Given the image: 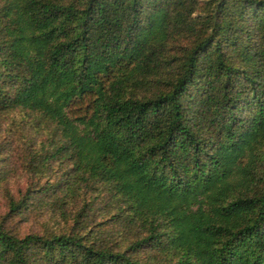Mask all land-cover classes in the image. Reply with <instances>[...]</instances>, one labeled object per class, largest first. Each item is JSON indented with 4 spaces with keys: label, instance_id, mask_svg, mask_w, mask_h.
<instances>
[{
    "label": "trees",
    "instance_id": "trees-1",
    "mask_svg": "<svg viewBox=\"0 0 264 264\" xmlns=\"http://www.w3.org/2000/svg\"><path fill=\"white\" fill-rule=\"evenodd\" d=\"M19 107L55 126L32 190L72 222H0V264H264V0H0Z\"/></svg>",
    "mask_w": 264,
    "mask_h": 264
},
{
    "label": "rangeland",
    "instance_id": "rangeland-1",
    "mask_svg": "<svg viewBox=\"0 0 264 264\" xmlns=\"http://www.w3.org/2000/svg\"><path fill=\"white\" fill-rule=\"evenodd\" d=\"M54 134L55 126L39 112L20 107L0 110V222L18 234L57 230L72 222L63 208L52 204L51 193L43 195L32 190L60 173V159H50L48 164L38 161L53 148ZM68 162L63 166H69ZM9 191L17 198L32 194L28 206L10 216ZM82 194L83 190L79 197H71L66 208L78 209L84 202Z\"/></svg>",
    "mask_w": 264,
    "mask_h": 264
}]
</instances>
